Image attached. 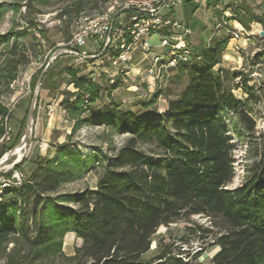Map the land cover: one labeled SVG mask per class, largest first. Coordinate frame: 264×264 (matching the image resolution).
Masks as SVG:
<instances>
[{
    "label": "trees",
    "instance_id": "obj_1",
    "mask_svg": "<svg viewBox=\"0 0 264 264\" xmlns=\"http://www.w3.org/2000/svg\"><path fill=\"white\" fill-rule=\"evenodd\" d=\"M229 20L245 30L252 23L264 29V15L256 16L245 4L235 7ZM231 38L230 34L212 38L208 46L193 51L190 63L182 68L189 81L175 99L168 100L166 113H137L111 104L91 110L95 121L128 134V139L107 158L95 190L68 197L76 208L51 210L47 217L39 213L45 195L74 179L73 171L54 168V159L38 166L22 186L0 196V243L19 237L29 252L19 264H46L52 248L56 258L62 256L61 239L67 232L74 233L81 246L65 259L66 264H183V257L197 259L207 246L215 249L210 264H264V141L243 182L229 188L235 178V147L225 116H235L251 138L256 127L246 103L232 92L240 88L252 101L254 89L246 76L215 70ZM51 64L40 85L56 89L69 75L68 84L78 89L63 93L61 105L69 114L84 112L99 100L100 87L66 66L57 73L50 71ZM237 78L241 86L233 87ZM8 149L0 152V158ZM27 209L29 215L23 214L20 222L17 213ZM195 216L207 224L193 222ZM179 221L189 225L186 237L177 240L185 245L189 239L197 240L199 250L191 255L169 235L157 240L159 251L153 257L144 258L157 230Z\"/></svg>",
    "mask_w": 264,
    "mask_h": 264
},
{
    "label": "rangeland",
    "instance_id": "obj_2",
    "mask_svg": "<svg viewBox=\"0 0 264 264\" xmlns=\"http://www.w3.org/2000/svg\"><path fill=\"white\" fill-rule=\"evenodd\" d=\"M124 1L0 0V127L2 128L0 140L6 134L10 138L9 141L0 143V152L12 146L10 150H6L8 153L19 145L27 126L28 111L33 103L31 131L26 139V145L22 148L21 155H12L3 163L4 168L0 171L1 197L6 191L22 186L29 180L33 171L38 166L44 165L46 160L54 159L57 163L53 167L58 170L73 171L74 179L62 184L55 193L45 195L39 213L47 217L51 210L61 212L76 208L73 203L67 201L68 197L85 190H95L107 166V158L113 157L128 139V134L118 133L95 121L91 110H102L105 105L111 104L137 113L153 110L166 113L168 100L175 99L187 85L189 74L182 68L166 70L157 81L145 76L143 70L146 62L134 66L131 60L126 78L124 75H114L112 72H109V76L101 74L99 78L95 77L96 81L93 83L101 89L99 100L90 105L88 110L78 112L74 116L61 105L64 92H78L73 84H68L71 80L69 75H65L66 80L56 89L52 87L45 89L38 85V80L46 70L49 60L54 56H57V61H54V64L50 63L49 70L55 73L59 68L73 67L71 69L77 77L90 79L92 78L90 74L95 76L100 72L101 62L103 66L109 67L107 56L101 58L102 60H92L93 64L91 61L75 63V58L59 56L60 49L71 39L84 17L101 14L111 6L116 8ZM188 3L182 0L184 5L174 8V18L191 30L193 41L204 42L210 37L206 43L208 46L210 39L222 38L226 34L232 36L231 32L239 34L238 41L241 43L248 39L246 45L240 47L237 44V49L234 48L236 59H241L240 67L234 70L228 69L242 72L248 79V86L254 89L252 101L246 99L241 89L232 90L236 98L246 103V110L255 121L254 138L249 137L240 128L235 116L230 114L225 116L235 147L233 152L235 178L229 188H235L245 179L246 169L254 162L255 152L264 141V29L258 23H252L250 30H245L242 26L243 29L234 27L233 23L226 21L231 18L230 15L224 16L222 12L218 14L214 11V0H199L195 6ZM251 10L256 16H263L264 0H255ZM212 30L214 34L211 36ZM150 44L158 45V38L152 37ZM82 49L94 54L101 52L100 49L95 50L91 43H87ZM158 51L152 49V52L158 53ZM138 69L142 70L141 77H135ZM110 79L114 80L112 85L109 83ZM237 82L242 81L240 78L235 79L233 87ZM86 99L87 96L83 95L84 106L87 105ZM76 121L80 123L75 125ZM18 164V168H14ZM23 214L29 215L28 209L17 213L20 222ZM191 220L207 224L206 219L200 216H195ZM28 222L31 224V219L28 218ZM186 225L189 224L179 221L169 228L161 226L153 238L150 251L144 258L149 259L159 251L157 247L159 238L169 239L170 236L171 240L175 238L174 242L177 246L183 247L182 250L190 252L191 255L196 253L200 242L189 239V243L185 245L177 240L186 237ZM80 246L81 240L74 233L67 232L61 239L60 251L63 255L56 258L55 248H52L50 260L45 262L66 264L65 259L73 256L75 249ZM214 252V248L207 246L197 259H189L185 256L182 261L183 264H210ZM28 253L24 240L10 237L7 242L0 243V264H10L11 260H14L12 264H19L21 258Z\"/></svg>",
    "mask_w": 264,
    "mask_h": 264
},
{
    "label": "built area",
    "instance_id": "obj_3",
    "mask_svg": "<svg viewBox=\"0 0 264 264\" xmlns=\"http://www.w3.org/2000/svg\"><path fill=\"white\" fill-rule=\"evenodd\" d=\"M181 4L182 0H125L116 8L111 6L101 14L86 16L71 39L60 49L59 56L75 58V63L91 61L92 64V60L107 56L109 67L101 62L100 72L95 76L90 74L92 78L89 81L93 83L101 74L109 76V72L128 77L132 54L138 50L148 58L143 70L145 76L159 81L166 70L187 66L193 55L190 29L170 16L171 11ZM231 33V39H238L237 32ZM154 36L159 40L156 46L150 44ZM87 43L101 52L94 54L83 51ZM152 49L159 51L155 53ZM56 58L52 57L47 66ZM141 73L142 70L138 69L135 77H141ZM109 83L112 85L114 80L110 79ZM236 84L241 86V82ZM9 139L6 134L0 143Z\"/></svg>",
    "mask_w": 264,
    "mask_h": 264
},
{
    "label": "crops",
    "instance_id": "obj_4",
    "mask_svg": "<svg viewBox=\"0 0 264 264\" xmlns=\"http://www.w3.org/2000/svg\"><path fill=\"white\" fill-rule=\"evenodd\" d=\"M198 1L199 0H191V1H189L188 5H191V6L194 5L195 6V3H197ZM254 2H255V0H214V5H215L214 11L218 14L220 12H222V15H224V16L225 15L232 16L234 8L237 7L238 5H240L239 3H243L246 6L251 8L254 5ZM182 5H184V4H182ZM228 22L233 23L234 27L242 28L239 23H236L234 21H228ZM217 32H219V31H217ZM213 34H214V30H212L211 36ZM209 38L207 39V41H204V42L198 41L197 42V41H193L192 38L190 37V48H191V50L194 52H199L202 48H204L206 46V43L208 42ZM247 41H248V39L244 40L243 43H241L240 41H238V39H230L228 44H227V47L225 49V53L223 54L222 62L215 67V70H218L220 68L234 70V69H237L238 67H240L241 59L240 58L236 59L234 48L237 49V47H236L237 44H239L240 47H242L243 45H246ZM132 60H133L132 65L140 66L144 62L147 63L148 58L144 57V56L142 57L140 52L138 50H136V51H134V53L132 55ZM237 60H239V62Z\"/></svg>",
    "mask_w": 264,
    "mask_h": 264
},
{
    "label": "water",
    "instance_id": "obj_5",
    "mask_svg": "<svg viewBox=\"0 0 264 264\" xmlns=\"http://www.w3.org/2000/svg\"><path fill=\"white\" fill-rule=\"evenodd\" d=\"M260 35L262 36L263 33L261 32ZM50 65V64H49ZM48 65V66H49ZM48 66L46 67V69L48 68ZM42 79V76L40 77V79L38 80V85L40 84ZM32 111H33V103L30 106V109L28 111V117H27V126L25 129V133L19 143V145L17 147H19L20 149H22L25 145H26V139L29 135V132L31 131V125H32ZM12 155H14V150H11L8 152L7 158L6 160H3L1 163L3 164L5 161H7ZM1 164L0 166V170H2L4 168V166Z\"/></svg>",
    "mask_w": 264,
    "mask_h": 264
},
{
    "label": "bare ground",
    "instance_id": "obj_6",
    "mask_svg": "<svg viewBox=\"0 0 264 264\" xmlns=\"http://www.w3.org/2000/svg\"><path fill=\"white\" fill-rule=\"evenodd\" d=\"M21 150L22 149H20L19 147H16V148H14V155H18V156H20L21 155ZM7 155H8V153H6L3 157H2V159L0 160V166H1V162L3 161V160H6V158H7ZM6 157V158H5ZM5 158V159H4ZM5 163V162H4ZM3 165V164H2ZM1 171V170H0Z\"/></svg>",
    "mask_w": 264,
    "mask_h": 264
}]
</instances>
